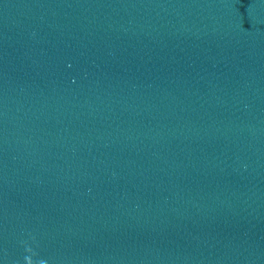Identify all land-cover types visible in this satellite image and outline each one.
Here are the masks:
<instances>
[{"label":"water","instance_id":"95a60500","mask_svg":"<svg viewBox=\"0 0 264 264\" xmlns=\"http://www.w3.org/2000/svg\"><path fill=\"white\" fill-rule=\"evenodd\" d=\"M0 264H264V0H0Z\"/></svg>","mask_w":264,"mask_h":264}]
</instances>
